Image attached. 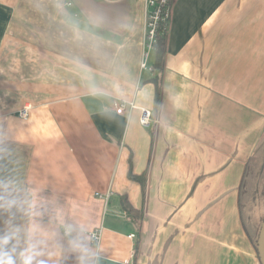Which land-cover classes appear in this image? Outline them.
I'll list each match as a JSON object with an SVG mask.
<instances>
[{"label":"crops","instance_id":"obj_1","mask_svg":"<svg viewBox=\"0 0 264 264\" xmlns=\"http://www.w3.org/2000/svg\"><path fill=\"white\" fill-rule=\"evenodd\" d=\"M147 12L0 0V254L15 264L28 249L31 264H260L264 193L245 189L264 149V0H172L160 72L153 48L141 65Z\"/></svg>","mask_w":264,"mask_h":264},{"label":"built area","instance_id":"obj_2","mask_svg":"<svg viewBox=\"0 0 264 264\" xmlns=\"http://www.w3.org/2000/svg\"><path fill=\"white\" fill-rule=\"evenodd\" d=\"M167 3V0H147V6H148V12H147V20L145 25V32H144V45H145V51L142 54V61L141 65L142 67L146 66V61L148 57L149 50L154 48L156 39V32L158 28V22L159 21H166L169 17V11L168 8L165 6ZM126 103H120L116 107V111L118 113H121L125 109ZM129 108L133 107L132 103H128ZM19 115L23 118L27 117V108H23L19 111ZM139 121L141 125L143 126H149L152 117L150 110L146 108H141L140 118ZM89 239L92 243H98L100 239V231L99 229H92L88 232ZM132 237L133 235H129Z\"/></svg>","mask_w":264,"mask_h":264},{"label":"trees","instance_id":"obj_3","mask_svg":"<svg viewBox=\"0 0 264 264\" xmlns=\"http://www.w3.org/2000/svg\"><path fill=\"white\" fill-rule=\"evenodd\" d=\"M171 4H172V0H167V3H166V7L168 8V10H170L171 8ZM170 12V11H169ZM169 19V17H168ZM168 19L166 21H159L158 22V28H157V32H156V36H155V39H156V42H155V45H154V55H155V62H154V65H152V69L153 71L156 69L157 72H160L161 71V67H162V59H163V55L165 53V49H166V42H167V22H168ZM155 99L157 100L158 99V86L156 87V92H155ZM131 158H129V171H128V176L129 178L131 179H134V180H137L139 182H142L143 179L137 175H134L132 172H131ZM122 206L123 208L129 210V211H132L129 203L123 201L122 203ZM263 219V216L261 217V221ZM259 227H260V224H259ZM259 227H258V230L256 232V234H254L253 236H251L254 240V245L256 244V238H257V235H258V231H259ZM256 247V246H255Z\"/></svg>","mask_w":264,"mask_h":264},{"label":"rangeland","instance_id":"obj_4","mask_svg":"<svg viewBox=\"0 0 264 264\" xmlns=\"http://www.w3.org/2000/svg\"><path fill=\"white\" fill-rule=\"evenodd\" d=\"M263 154H264V149H263V152L260 154V156L257 157L258 161L260 160L258 162L259 167L257 169L256 168H252V169L249 168V170L247 172V177L251 181H253V184L251 186H249L245 182L246 183L245 192L248 193V194H246L248 196L252 195V192H253L254 193V195H253L254 198H257L260 195L261 188L263 189V193H264V159L261 162V158H263V156H262Z\"/></svg>","mask_w":264,"mask_h":264},{"label":"water","instance_id":"obj_5","mask_svg":"<svg viewBox=\"0 0 264 264\" xmlns=\"http://www.w3.org/2000/svg\"><path fill=\"white\" fill-rule=\"evenodd\" d=\"M255 246H256L260 264H264V215L260 223Z\"/></svg>","mask_w":264,"mask_h":264},{"label":"clouds","instance_id":"obj_6","mask_svg":"<svg viewBox=\"0 0 264 264\" xmlns=\"http://www.w3.org/2000/svg\"><path fill=\"white\" fill-rule=\"evenodd\" d=\"M21 257L23 260V264H31L33 257L30 249L25 250V252L21 253ZM0 264H15V261L10 254H0Z\"/></svg>","mask_w":264,"mask_h":264}]
</instances>
